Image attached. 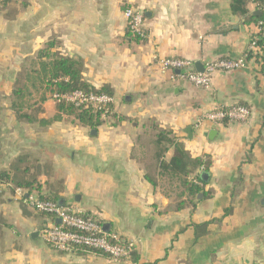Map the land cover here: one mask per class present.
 <instances>
[{
	"label": "crops",
	"instance_id": "0c3cea01",
	"mask_svg": "<svg viewBox=\"0 0 264 264\" xmlns=\"http://www.w3.org/2000/svg\"><path fill=\"white\" fill-rule=\"evenodd\" d=\"M128 7L144 13L146 40L129 34ZM248 10L257 12L253 4ZM245 21L233 15L230 0L9 1L0 12V173L28 171L39 187L22 190L23 197L10 185L0 192V264H264L261 64L251 59L244 69L218 72L204 89L157 63L239 59L254 37L264 42V26L260 32L259 24ZM49 43L56 44L51 53L81 62L91 87L113 95V112L96 129L63 114L47 125L57 104L28 81L27 102L42 109L37 121H20L11 108L17 76L37 69L38 53ZM235 105L250 108L247 123L196 127L206 113ZM152 125L170 132L192 157L210 158L204 188L210 196L180 199L182 189L168 178L156 187L146 180L149 150L141 143L158 133ZM51 195L134 242L135 259L61 253L46 244L39 231L49 217L24 198ZM181 201L185 207L177 209Z\"/></svg>",
	"mask_w": 264,
	"mask_h": 264
},
{
	"label": "trees",
	"instance_id": "16d2710c",
	"mask_svg": "<svg viewBox=\"0 0 264 264\" xmlns=\"http://www.w3.org/2000/svg\"><path fill=\"white\" fill-rule=\"evenodd\" d=\"M9 0H6L0 8V12L4 10ZM253 4L256 6L259 15H252L248 10V6ZM230 7L233 15H238L246 18V23H264V0H230ZM125 11V10H124ZM129 34L131 35L130 31ZM132 36V35H131ZM260 36V35H259ZM133 37V36H132ZM261 37V36H260ZM136 41H140L138 37H133ZM56 46L55 43H49L46 49L41 50L38 53L37 69L32 74H26L22 71L16 78L15 84L12 90V103L11 108L17 113L20 121L34 122L37 121L36 115L42 112L38 105L31 107L27 98L32 94L31 89L24 83L28 81L32 83V90L38 91L36 85H42L44 91L48 92L53 99L54 95H66L75 91H82L87 94H107L113 97L108 89H96L91 87L83 78L82 64L80 61H76L69 58L60 57L57 54L51 53V50ZM259 51L263 55L249 54L248 61L254 59L261 64L262 70H264V42L262 39L257 41ZM225 59V58H223ZM58 115L51 121H47V125L56 120L62 119V114L69 117H73L80 124L87 127L96 129L102 123V113L93 112L90 109H77L73 105L65 102H56ZM247 107V106H246ZM35 112L34 116L29 114V111ZM249 108V107H248ZM2 108L0 107V114ZM113 118H116L113 115ZM43 124L45 121H41ZM154 129L158 131L155 135L153 142L154 151L152 157V164L148 163L147 170L149 173L146 175V180L153 185L157 186V180L160 178H168L170 183L178 185L182 189L183 196L191 198L193 201L197 200L198 196L204 194V196H210L204 192L205 186L209 181V171L211 167V160L208 157H192L189 152L185 150L182 143H179L174 137H171V133L165 130H158L155 125H152ZM172 150V157L167 160V153ZM19 160L18 163H20ZM0 184L10 185L13 189L21 190H33L39 187L38 181L33 175H28V171H24L19 175H11L8 172L0 173ZM40 200L55 202L62 205L61 200L55 196H40ZM185 201H181L177 205V209L185 207ZM206 226V225H205ZM79 252H91L97 255H104L97 251H79ZM135 253H132L131 259H135Z\"/></svg>",
	"mask_w": 264,
	"mask_h": 264
},
{
	"label": "built area",
	"instance_id": "2783aa9c",
	"mask_svg": "<svg viewBox=\"0 0 264 264\" xmlns=\"http://www.w3.org/2000/svg\"><path fill=\"white\" fill-rule=\"evenodd\" d=\"M6 0H0L1 5ZM11 1V0H9ZM124 17L128 23V29L134 37L146 40L145 15L133 7L124 11ZM264 23L259 24L262 32ZM260 35V34H259ZM260 36L254 37L244 55L236 60L216 59L204 65V71L198 72L195 63L184 59H160L158 65L164 72H171L173 77L187 81L197 88L208 89L211 86L216 73H229L246 68L249 54L263 55L257 46ZM56 102H65L77 109H90L93 112H101L102 119H107L112 114L115 103L114 97L107 94H87L75 91L66 95H54ZM250 108L243 105L231 107H218L201 117L196 127L199 128L203 122L208 121L215 125L222 123L244 124L251 118ZM8 185L0 184V192ZM17 195L23 197L22 190L17 189ZM24 202L35 212L49 217V222L40 231L41 239L61 253H72L74 251H97L105 254L115 262L130 261L135 244L120 237L116 233L105 231L101 221L91 215H84L68 205L48 202L29 196ZM57 220L61 223L57 224Z\"/></svg>",
	"mask_w": 264,
	"mask_h": 264
},
{
	"label": "rangeland",
	"instance_id": "374dc122",
	"mask_svg": "<svg viewBox=\"0 0 264 264\" xmlns=\"http://www.w3.org/2000/svg\"><path fill=\"white\" fill-rule=\"evenodd\" d=\"M154 139H155V134L152 133V134L146 135L143 139V142L141 143L143 145L142 147L143 152H146L145 150H149L147 160H148V163L150 164H152V157H153V151H154V146H153Z\"/></svg>",
	"mask_w": 264,
	"mask_h": 264
},
{
	"label": "water",
	"instance_id": "95a60500",
	"mask_svg": "<svg viewBox=\"0 0 264 264\" xmlns=\"http://www.w3.org/2000/svg\"><path fill=\"white\" fill-rule=\"evenodd\" d=\"M254 15H259V12L258 11L255 12ZM195 68H196V70L198 72H203L204 71V66L201 63H196L195 64ZM188 133H191V131H188ZM198 198L201 199L202 198V195H200ZM60 223H61V221L60 220H57V224H60Z\"/></svg>",
	"mask_w": 264,
	"mask_h": 264
}]
</instances>
